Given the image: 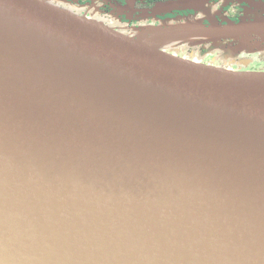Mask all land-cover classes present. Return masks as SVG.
<instances>
[{
  "label": "water",
  "instance_id": "obj_1",
  "mask_svg": "<svg viewBox=\"0 0 264 264\" xmlns=\"http://www.w3.org/2000/svg\"><path fill=\"white\" fill-rule=\"evenodd\" d=\"M212 23L0 0V264H264V73L171 47L264 54V15Z\"/></svg>",
  "mask_w": 264,
  "mask_h": 264
},
{
  "label": "flooded vegetation",
  "instance_id": "obj_2",
  "mask_svg": "<svg viewBox=\"0 0 264 264\" xmlns=\"http://www.w3.org/2000/svg\"><path fill=\"white\" fill-rule=\"evenodd\" d=\"M71 6L80 7L81 9L78 13L79 15L86 16L93 19H98L103 21L105 24L115 28L116 30H120L123 32H129L130 29H138L143 26L150 25H160L163 22L180 20L185 17L191 16L193 11H183V12H170V13H161L157 11L156 6L160 3H164L170 0H63ZM253 3H264V0H252ZM218 3V2H217ZM242 7V8H241ZM230 8H234L231 6ZM249 6L246 4L242 6H238L237 8L227 11L228 20L230 22L239 23L242 19H245L244 9H248ZM222 13L221 15H223ZM220 23H223L221 17L215 18ZM215 20L206 19V21L201 22L204 25H207ZM224 46H220V44H203L196 46L200 51L204 53L206 48L211 46L222 47L223 50L220 51L219 56L213 62H205L204 64L213 65L220 68L232 69L235 71H243V72H264L262 70H257L256 65L264 68V64L260 65L254 60L252 56L250 58H242L244 56V52L238 57V59H234L233 62H229V60H222V56H225L230 51H238L236 50L234 44L232 43H222ZM262 54V53H261ZM179 56L191 59L196 61V54L191 53V56ZM259 56V55H257ZM257 56H254L255 58ZM200 62V61H197ZM202 63V62H201ZM255 70H254V69Z\"/></svg>",
  "mask_w": 264,
  "mask_h": 264
},
{
  "label": "rangeland",
  "instance_id": "obj_3",
  "mask_svg": "<svg viewBox=\"0 0 264 264\" xmlns=\"http://www.w3.org/2000/svg\"><path fill=\"white\" fill-rule=\"evenodd\" d=\"M57 1L59 3H61V6L68 7L69 9H71L73 11L79 12L81 10V9H79L80 7L71 6L63 0H57ZM205 4L206 5L201 6L197 11L193 10V14H191V16L185 17V18L180 19V20L191 18V21L203 22V21H206V19L207 20L212 19V20H215L212 23L213 25H216V24H223L224 25V24L230 23V21L228 20L227 11L233 10V9L237 8L238 6H242L244 4H246V6H249V8L244 9V14L246 17H245V19H242V20L258 19V17L260 15H264V12H263L264 11V3L260 6V8H257L260 10L253 9L254 6H251L250 3L245 2L244 0H219V1H212L209 4L208 3H205ZM231 6H233L234 8H230ZM222 13H224V14L221 15ZM218 17L224 18V19H222L223 23H220L219 21H217V19H215ZM171 21H168L167 23L163 22L160 25L163 26L165 24H174V23L179 22L178 19L173 20L172 22ZM160 25H153V26H160ZM220 46H224V44H220ZM220 46L219 47L211 46L209 48H206L205 49L206 51L204 53H202L203 51H200V49H198L197 47L192 48L189 46H185L183 44L173 45L171 47L174 50H172V48H169V50H172V51L176 50V52L182 56H191V53H195L196 56H198V57H196V61H200L202 63H205V62L209 63V62H213L214 60H216L217 57L219 56L220 51L224 49ZM253 52L254 51L252 48L244 50V56L245 57H242V58H250L252 56L251 54H253L254 56L259 55L256 58L254 56L252 58L254 60L258 61L256 63L263 65L264 64V54L263 53L262 54L261 53H253ZM241 54H242L241 51H230L225 56H222V60L224 62H225V60H229V62H233V60L238 59V57ZM256 67H257L258 71L262 70V69L264 71L263 67H260V66L258 67L257 65H256Z\"/></svg>",
  "mask_w": 264,
  "mask_h": 264
}]
</instances>
